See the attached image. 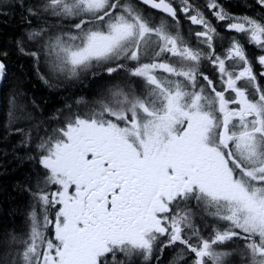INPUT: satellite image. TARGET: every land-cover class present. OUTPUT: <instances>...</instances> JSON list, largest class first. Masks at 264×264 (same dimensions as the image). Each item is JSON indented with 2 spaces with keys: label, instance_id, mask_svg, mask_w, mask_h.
<instances>
[{
  "label": "snow or ice",
  "instance_id": "1",
  "mask_svg": "<svg viewBox=\"0 0 264 264\" xmlns=\"http://www.w3.org/2000/svg\"><path fill=\"white\" fill-rule=\"evenodd\" d=\"M18 7L16 49L45 85L109 79L47 121L24 92L7 99L4 136L42 171L24 229L0 232V264H264V16L220 0Z\"/></svg>",
  "mask_w": 264,
  "mask_h": 264
},
{
  "label": "trees",
  "instance_id": "2",
  "mask_svg": "<svg viewBox=\"0 0 264 264\" xmlns=\"http://www.w3.org/2000/svg\"><path fill=\"white\" fill-rule=\"evenodd\" d=\"M20 0H0V50H6V80L0 87V232L20 233L26 224V213L31 202L28 188L35 184L37 172L42 171L35 160L27 158L23 148L16 147L19 139L13 135L5 138L4 111L7 99L17 91L24 92L29 99L36 101L38 119L47 121L58 110L65 109L66 104L73 108L84 109L86 104L99 98L105 88L107 77H82L80 80L57 79L58 87H48L39 78L30 57L24 56L16 49L15 40L24 35L30 27L22 18L23 9L18 7ZM29 3L32 0H28ZM203 5L206 0H194V3ZM220 3L230 12L261 19L264 14L255 5L253 0H220ZM56 18H49V24L55 23ZM187 27V22H182ZM196 27V26H192ZM224 33V46L228 44V37L232 33ZM250 56L259 54L260 50L254 45L245 44ZM221 48L217 47V52ZM258 66V65H257ZM202 71L211 75V66H205ZM85 104L77 105V100ZM170 252L166 251L164 261L169 258Z\"/></svg>",
  "mask_w": 264,
  "mask_h": 264
},
{
  "label": "flooded vegetation",
  "instance_id": "3",
  "mask_svg": "<svg viewBox=\"0 0 264 264\" xmlns=\"http://www.w3.org/2000/svg\"><path fill=\"white\" fill-rule=\"evenodd\" d=\"M53 187H55V186H53ZM30 197H31V195H30ZM29 210H30V207H29L27 213L29 212ZM27 213H26V219H27ZM166 251H169V250L166 249V250H165V254H166ZM169 252H170V251H169ZM165 254H164V256H165ZM171 255H172V252H170V256H171ZM170 256H169V257H170ZM166 261H167V260H166Z\"/></svg>",
  "mask_w": 264,
  "mask_h": 264
},
{
  "label": "rangeland",
  "instance_id": "4",
  "mask_svg": "<svg viewBox=\"0 0 264 264\" xmlns=\"http://www.w3.org/2000/svg\"><path fill=\"white\" fill-rule=\"evenodd\" d=\"M254 1V0H253ZM196 4H198V2H196ZM211 18V17H210ZM213 23L215 24L216 23V21L213 19Z\"/></svg>",
  "mask_w": 264,
  "mask_h": 264
},
{
  "label": "water",
  "instance_id": "5",
  "mask_svg": "<svg viewBox=\"0 0 264 264\" xmlns=\"http://www.w3.org/2000/svg\"><path fill=\"white\" fill-rule=\"evenodd\" d=\"M0 84H1V82H0Z\"/></svg>",
  "mask_w": 264,
  "mask_h": 264
}]
</instances>
